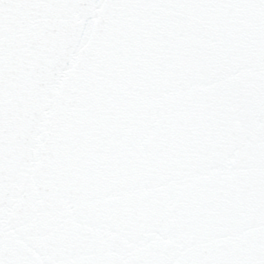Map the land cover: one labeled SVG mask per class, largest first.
Returning a JSON list of instances; mask_svg holds the SVG:
<instances>
[{"label": "snow or ice", "instance_id": "snow-or-ice-1", "mask_svg": "<svg viewBox=\"0 0 264 264\" xmlns=\"http://www.w3.org/2000/svg\"><path fill=\"white\" fill-rule=\"evenodd\" d=\"M0 264H264V0H0Z\"/></svg>", "mask_w": 264, "mask_h": 264}]
</instances>
